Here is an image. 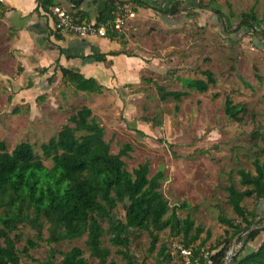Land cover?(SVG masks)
Returning a JSON list of instances; mask_svg holds the SVG:
<instances>
[{"label":"rangeland","instance_id":"rangeland-1","mask_svg":"<svg viewBox=\"0 0 264 264\" xmlns=\"http://www.w3.org/2000/svg\"><path fill=\"white\" fill-rule=\"evenodd\" d=\"M185 2L191 7L198 0ZM204 2H212L210 6L221 14L222 23L230 30V35L216 28L211 14L201 18L191 14L187 18L181 12L176 18L174 16V20L180 21L178 17L181 15L182 25L171 24L165 28L162 24L145 25L146 30L138 32L135 37L139 36L137 39L155 58L150 63L152 68L133 79L132 83L109 86L102 94L77 92L62 79L52 81L46 92L20 91L30 80L25 81L24 68L10 50L8 32L0 24V140L5 141L10 151L20 141H29L40 153V144L48 142L68 122L71 114L89 106L92 115L104 127L111 153L117 154L125 143H130L132 149L122 159L127 169L131 171L145 161L149 162L150 177L163 169L166 177L161 189L169 203H188L192 210L178 212V215L184 217L192 212V219L211 233L208 245L217 244L224 238L226 229L218 220L219 215L235 218L226 203L225 187L231 176L236 180L238 166L252 169L248 159L250 133L257 124L264 123V81L260 83L255 78L256 72L264 78V37L245 28L237 31L238 19L230 15L227 0ZM230 2L235 15L248 12L252 6L260 14L264 0ZM205 69L212 70L216 87L205 93L192 92L179 105L178 111L176 101L159 99L155 84L179 91L182 89L180 78L200 76V71ZM16 82H20V88ZM227 93L235 102L246 104L255 120L248 116L239 123L226 118ZM215 94L217 98H213ZM45 165L50 164L46 162ZM246 202L249 209L254 207L252 200ZM259 210L263 217L264 202ZM124 212L120 206L116 217L122 219ZM22 230L24 236L34 234L28 226ZM43 235L46 237L47 232L44 231ZM159 235L173 254L172 260L164 264H180L174 249L180 245V240L171 238L168 230ZM104 239L111 247L106 237ZM75 246L84 250V257L91 264H96L95 258H89L85 237L51 246L44 243L39 249L30 250V255L42 261L50 253V248L64 251ZM148 247L150 239L144 233L132 242L130 250L135 264H155V254L149 256ZM240 247L242 242L235 239L224 264H230ZM110 249L116 264H126L114 254V248ZM59 261L57 255L53 264H59ZM21 264L37 263L22 256Z\"/></svg>","mask_w":264,"mask_h":264},{"label":"trees","instance_id":"trees-1","mask_svg":"<svg viewBox=\"0 0 264 264\" xmlns=\"http://www.w3.org/2000/svg\"><path fill=\"white\" fill-rule=\"evenodd\" d=\"M71 1L76 9L85 0ZM131 2L148 8L144 0H110L96 20H113L117 7ZM210 3L198 0L190 7L185 0H170L162 12L171 16L184 12L187 18L191 14L200 18L211 14L216 28L230 35L221 14ZM39 4L45 8L54 5L52 0H39ZM226 5L230 15L238 19L237 31L245 28L264 37V3L260 14L252 6L248 12L235 15L230 0ZM73 15L84 19L78 13ZM109 36L121 38L123 34L110 33ZM59 69L62 81L77 92L102 94L106 89L94 78H85L72 68L60 66ZM199 74L180 78L182 89L179 91L155 84L159 99L176 101L178 111L192 92L205 93L216 87L212 70H201ZM255 78L260 83L264 81L257 72ZM247 108L246 104L235 102L230 93L225 96L226 118L239 123L248 116L255 120ZM67 121L48 142L40 144V153L29 141H20L10 151L5 141L0 140V264H21L22 256L34 259L37 264H53L57 255L59 264H91L84 257V250L76 246L64 251L50 248L42 261L30 255V250L39 249L44 243L51 246L84 237L89 258H95L96 264H116L110 248H114V254L126 264H135L130 247L142 233L150 239L147 254H155V264H164L173 258L167 243L161 242L159 234L165 230L171 238L180 240L178 246L193 247L194 258L201 248L209 251L211 263L198 258L200 264H224L235 239L242 242V247L234 253L230 264H264V216L259 210L264 202V123L257 124L250 133L248 159L252 169L238 166L236 180L231 176L225 187L226 203L235 218L219 215L218 220L226 227L225 235L211 246L208 245L212 239L210 231L192 219V212L184 217L178 215L181 211H191V206L185 202L171 205L164 196L161 186L166 175L163 169L153 177H150L148 161L131 171L127 169L122 159L128 156L131 144L125 143L117 154H112L104 127L92 115L89 106L71 114ZM46 162L50 165L46 166ZM247 200L254 202L252 209L246 205ZM120 206L125 210L122 219L116 217ZM25 226L34 231L32 236H24L22 228ZM105 237L111 247L106 245ZM177 247L174 249L179 256Z\"/></svg>","mask_w":264,"mask_h":264},{"label":"crops","instance_id":"crops-1","mask_svg":"<svg viewBox=\"0 0 264 264\" xmlns=\"http://www.w3.org/2000/svg\"><path fill=\"white\" fill-rule=\"evenodd\" d=\"M144 1L148 8L126 3L134 15L123 25V37L80 38L57 31L54 19L39 0H0V24L8 32L10 50L24 68L25 81L30 80L20 91H48L52 81L61 79L60 66L72 68L85 78L92 77L107 89L132 83L152 68L150 63L155 59L135 35L146 30L145 25L162 24L165 28L184 23L181 15L176 21L174 16L162 12L168 0ZM109 2L85 0L75 9L71 0H52L54 5L78 13L85 20H96ZM15 85L19 87L20 82Z\"/></svg>","mask_w":264,"mask_h":264},{"label":"built area","instance_id":"built-area-1","mask_svg":"<svg viewBox=\"0 0 264 264\" xmlns=\"http://www.w3.org/2000/svg\"><path fill=\"white\" fill-rule=\"evenodd\" d=\"M47 12L54 19L55 28L61 33H72L80 38H87L89 36L107 37L110 33H121L123 25L127 18L132 17L134 13L128 8L126 4H121L117 7V12L113 20L97 21L82 19L79 20L74 17L71 11L62 9L59 6L51 5L47 7ZM193 247L183 248L178 246L180 264H200L198 258H204L207 263L210 261L209 251L203 248L197 252V258H194Z\"/></svg>","mask_w":264,"mask_h":264}]
</instances>
